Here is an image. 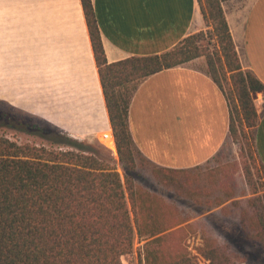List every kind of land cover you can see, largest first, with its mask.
Returning <instances> with one entry per match:
<instances>
[{
  "label": "trees",
  "instance_id": "obj_1",
  "mask_svg": "<svg viewBox=\"0 0 264 264\" xmlns=\"http://www.w3.org/2000/svg\"><path fill=\"white\" fill-rule=\"evenodd\" d=\"M80 1L122 176L114 165L83 149L82 141L47 123L36 127V133L57 148L18 143L0 134V264H135V238L142 242L140 264H197L187 239L198 230L202 244L196 249L208 264H234L226 247L204 227L188 222L175 205L136 181L141 154L128 125L130 99L143 79L203 57L206 73L227 98L228 131L239 144V161L205 176L192 173L199 165L177 169L151 163L153 174L161 184L211 208L231 195L220 178L241 169L252 195L247 202L254 232L248 237L264 242V181L255 178L251 167L260 162L253 95L264 85L241 66L222 7L226 0H197L205 29L170 49L113 62L106 58L91 0ZM25 117L0 101L1 127L26 131ZM217 186L226 197L212 195Z\"/></svg>",
  "mask_w": 264,
  "mask_h": 264
},
{
  "label": "crops",
  "instance_id": "obj_2",
  "mask_svg": "<svg viewBox=\"0 0 264 264\" xmlns=\"http://www.w3.org/2000/svg\"><path fill=\"white\" fill-rule=\"evenodd\" d=\"M91 2L109 62L164 52L205 29L197 0ZM222 7L241 66L264 85V0H226ZM253 96L264 166V90ZM0 101L76 140L112 133L80 0H0ZM128 125L148 162L191 168L225 144L229 106L199 57L143 79Z\"/></svg>",
  "mask_w": 264,
  "mask_h": 264
},
{
  "label": "rangeland",
  "instance_id": "obj_3",
  "mask_svg": "<svg viewBox=\"0 0 264 264\" xmlns=\"http://www.w3.org/2000/svg\"><path fill=\"white\" fill-rule=\"evenodd\" d=\"M19 112L15 111L14 114L18 117ZM28 127L24 124L21 128H26V131L21 129H13L10 127H1L0 134L8 137L9 139L18 143H31L37 146L58 147L57 144H51L49 140L39 136L36 132V127L42 126V122L36 118L29 117L25 114ZM82 141V148L86 151L93 152L98 157L105 159L110 164L114 165L117 171L122 176V167L118 160L116 148L111 151L101 140H78ZM239 144L234 142L228 136L225 144L219 152L212 157L209 161L201 164L199 168L192 169L194 174H202L205 176L209 170L229 166L231 163L239 161ZM251 162V161H250ZM252 171L256 179L264 181V171L259 163L253 164L251 162ZM153 166L141 155L137 156V169L134 172V178L141 183L144 187L161 195L171 204L175 205L182 215L187 218L191 223L196 224L197 227H204L208 233L217 240V242L226 247L234 264H264V242L261 243L256 239L248 237L254 230L250 227L252 222L253 209L248 205L247 199L251 197L249 187L245 181L241 169L231 173L227 171V176L220 178V182H226L228 188L229 199L223 204L215 207L208 208L206 204H196L192 199L181 195L178 191L170 186L161 184L153 174ZM205 182L202 181V184ZM213 196L226 197L218 186L213 190ZM230 191V192H229ZM198 230L191 233L187 239L188 248L194 256L197 264H208L199 252L197 246L202 244V239ZM142 242L134 240V263L140 264L138 255L139 248Z\"/></svg>",
  "mask_w": 264,
  "mask_h": 264
},
{
  "label": "built area",
  "instance_id": "obj_4",
  "mask_svg": "<svg viewBox=\"0 0 264 264\" xmlns=\"http://www.w3.org/2000/svg\"><path fill=\"white\" fill-rule=\"evenodd\" d=\"M100 140L105 144L106 141H110V144L112 145L111 148H109L106 144V146L112 151L115 150V140H114V136H113V133H110V132H106V133H103L101 134L100 136ZM110 146V145H109Z\"/></svg>",
  "mask_w": 264,
  "mask_h": 264
}]
</instances>
